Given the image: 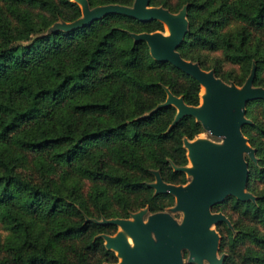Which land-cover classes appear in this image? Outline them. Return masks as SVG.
Returning <instances> with one entry per match:
<instances>
[{"label": "trees", "instance_id": "obj_1", "mask_svg": "<svg viewBox=\"0 0 264 264\" xmlns=\"http://www.w3.org/2000/svg\"><path fill=\"white\" fill-rule=\"evenodd\" d=\"M148 1L171 12L187 5L188 28L177 48L182 57L190 58L194 48L219 50L225 60L248 73L254 61L253 85L264 87L263 49L259 42H251L246 29L261 28L264 35V0H179L176 5L170 0ZM0 2V226L5 230L0 264L117 262L113 250L96 235L113 232L116 225L92 217H128L141 207L155 212L174 204L172 193L155 192L149 184L155 179L152 169L166 182L185 183V172L174 168L187 163L183 139H192L204 127L190 114L172 124L176 107L157 105L166 99V88L185 103L200 105V83L172 63L155 59L147 42L131 35L162 30L158 19L141 21L111 12L70 30L47 32L57 20L78 18L80 5L74 0ZM132 2L88 0L90 6ZM230 20L245 24L226 29ZM197 62L203 69L210 67L202 59ZM213 68L225 81L220 67ZM252 104L261 106L262 119L250 115ZM245 115L251 122L241 130L258 156L257 162L245 157L246 190L254 199L228 195L212 210L228 203L264 229V185L254 186L256 179L264 183V141L254 142L248 129L264 140V99L249 100ZM9 145L41 155L39 180L18 170L19 155ZM57 164L70 168L63 169L59 181L48 176V168ZM73 176L113 186L121 211L106 213L105 189L96 184L86 200L78 192L77 180L66 181ZM131 194L138 197L133 201ZM88 201L96 212L87 207ZM233 225L235 233L224 221L216 224L220 249L227 248L222 264H264V231L254 225ZM75 239L84 242L82 249L70 245L68 252L60 245L61 240ZM241 242L249 244L239 251ZM98 248L103 258L92 263L88 250Z\"/></svg>", "mask_w": 264, "mask_h": 264}, {"label": "water", "instance_id": "obj_2", "mask_svg": "<svg viewBox=\"0 0 264 264\" xmlns=\"http://www.w3.org/2000/svg\"><path fill=\"white\" fill-rule=\"evenodd\" d=\"M82 15L63 22V30H70L107 13L115 12L132 16L141 21L158 19L169 24L171 34L165 36L161 31L132 32L135 40L147 42L151 55L159 61H168L182 71L196 78L200 85L206 84L207 93L204 103L191 105L185 103L181 95L167 90L166 99L157 107L173 104L177 111L172 124L185 114L200 120L204 129L223 138L220 144L202 140L183 139L185 147H191L194 167L174 166L186 171L191 179L186 184H175L162 179L158 170H154L155 181L149 184L155 192H170L175 202L172 210H183L181 222L168 210L144 214L148 210L140 209L132 213L134 220L123 217L104 218L99 223L121 224L132 235L134 244L127 243L120 232L115 235L103 234L107 248H117L122 260L107 264H184L182 249L189 251L188 262L204 264H222L224 254L216 255L218 234L210 226L219 221H228L222 212L211 210L215 203L232 195L237 199H254L246 190L248 166L244 153L255 161L254 148L251 147L241 130L249 123L245 116L246 104L256 98L264 99V87L253 85L255 64L241 86L227 83L216 76L213 70L203 69L197 62L181 56L178 46L188 28L187 5L177 12H171L162 6L149 5L148 0H134L132 5L105 3L90 6L88 0H77ZM189 154V153H188Z\"/></svg>", "mask_w": 264, "mask_h": 264}, {"label": "rangeland", "instance_id": "obj_3", "mask_svg": "<svg viewBox=\"0 0 264 264\" xmlns=\"http://www.w3.org/2000/svg\"><path fill=\"white\" fill-rule=\"evenodd\" d=\"M77 2V0H74ZM134 1V0H133ZM179 0H170V2L173 5H176L177 2ZM78 3V2H77ZM133 3V2H132ZM79 4V3H78ZM120 4V3H119ZM2 5V3L0 2V6ZM80 5V4H79ZM81 7V6H80ZM81 15H82V11H81ZM63 22H68L66 20H57L55 22H53L48 28H47V32L53 31V30H57V29H62L61 24ZM163 24V29L162 30H154V31H161V33L165 36L169 35L172 32V28L170 27L169 24H166L165 22L161 21ZM244 22L243 21H239V20H230V22L227 24L226 29H234L236 28V30L238 28H240L241 26H244ZM169 26V27H168ZM246 29L250 30V36H251V42H259L261 48L263 49V56H264V35L262 33V29L261 28H253L250 26H246ZM63 30V29H62ZM190 54H192V56H190V58H187L188 60L197 62V60H203V63L205 65H209L210 67H208V69L205 70H213V65L217 64L220 67L219 72L224 75V77H226L225 82L227 81V83H234L237 86H241L245 79L248 76V71L245 72V70L242 68L241 65L237 64V63H232L228 60H225L224 57L222 56L221 52L219 50H215V51H211L210 49H206V48H194L192 52H190ZM197 60H196V59ZM199 63V62H197ZM255 64L254 61H252V65ZM251 65V67H252ZM215 73V71H214ZM220 77V76H218ZM221 78V77H220ZM260 80L262 82V84H264V67L262 68V71L260 72ZM241 82V84L237 83V82ZM260 84V85H262ZM203 85H200V88L202 89ZM263 87V86H262ZM200 92H199V104L201 105L202 102L204 101V97L203 100L201 99ZM201 100V101H200ZM246 113V112H245ZM250 115L254 116L257 119H262V108L259 104H252L251 108H250ZM246 116V115H245ZM247 117V116H246ZM249 118V116L247 117ZM250 119V118H249ZM251 122V119H250ZM249 122V123H250ZM250 129V133L252 135V137L254 138V142H258V140L260 141H264L262 137H259L258 135H256L255 131L252 128H248ZM244 134V133H243ZM247 143L251 146V142L248 141V135L244 134ZM206 140L212 143H217L220 144L223 142V138L220 136H216L212 133H210L207 130H203L201 132H199L198 134H196L192 139H189L191 141L194 140ZM254 148V146H251ZM186 148V155H187V163L185 164V166H189V167H194V164L192 162V160L189 157V151H190V147H185ZM9 149L10 151H12L13 153L19 155V164H18V170H20L23 174L33 178L34 180H39V175H40V167H39V158L41 155H36L35 153H31L28 152L24 149L15 147L13 145H9ZM245 157L248 155L246 153H244ZM254 156H255V161L253 162H257L258 160V156L255 152L254 149ZM151 162L148 161V164H150ZM174 166V165H173ZM66 166L64 165H54V167L48 168L51 169L50 173L48 176L54 177L56 178V180H60V176L63 172V169ZM68 169V167H66ZM154 170L157 169H152V172L154 173ZM186 174V178L187 181L183 184H186L190 179H191V175L188 174L185 171ZM77 180V181H75ZM67 182H71V181H75L76 184L78 185V192L81 194V196H83L86 200L89 199L88 193L89 191L92 189V187L96 184L97 186H102L105 189V195L103 196V199L106 202V213L108 214H116L119 213L121 211L120 209V204L118 202L115 201V197H114V192H115V188L105 182L102 181H95L92 180L90 178L87 177H81V178H76V177H71L68 178L66 180ZM155 181L151 180V182ZM150 183V182H149ZM264 185V183L260 180V179H256L254 181V186L256 189L261 188ZM141 195L139 194V197ZM138 197V195L135 194H131L129 196V198H131L133 201ZM222 202V201H220ZM215 203V204H219ZM214 205V204H213ZM212 205V206H213ZM173 205L167 207L165 210H168L172 216L177 220V222H181V220L183 219L184 216V211L183 210H172L170 209ZM212 206H211V210H212ZM87 207L93 211H95V207L92 206V204L88 201L87 202ZM147 207H141L139 209H137L136 211L140 210V209H146ZM216 209L215 212H222L226 218H227V222L224 221L226 223V225L232 229V231L235 233L236 232V228L234 227V222L236 223V225H254L256 226L258 229H260L261 231H264V229L262 228V226L256 222L251 220L250 218L243 216L240 211L238 209H235L233 207H231L228 203H225L223 205H218L215 208ZM136 211H132L128 217H123V218H130L131 220H134V217H132V213L136 212ZM213 211V210H212ZM151 212H149L148 210L145 212L144 214V218H145V222H147L146 218L148 216V214H150ZM113 217H119V216H110V217H105V215L101 216L100 218L97 217H92L94 219V221L98 222V220H102L104 218H113ZM90 218L89 216L86 215V219ZM217 224V223H216ZM216 224H212L210 226V229L214 230L217 234H218V248L216 251V255L219 257L221 254H224L225 256V252H227V248L225 247L224 249H220V240H221V233L219 232V230H217L216 228ZM116 225V229L113 232H100L97 233L96 235H100L102 236L103 234H109V235H115L117 232H120L126 239L127 243L133 245L134 241L132 236L128 233V230L126 228H124L122 225ZM109 230L111 231V228H109ZM5 233V230L0 226V237H2ZM124 233V234H123ZM103 238V244L105 246V238L102 236ZM83 241L79 240V239H75L73 241V243L70 242V240H61L60 241V245L65 247L66 249L68 248V252L70 251L69 246L70 245H76L77 247H79L80 249L83 248ZM249 243L248 242H241L238 244V250L242 251L245 246H247ZM106 247V246H105ZM107 248V247H106ZM113 250L115 257L117 258V262L119 260H122V258L119 256V253L113 249V248H108ZM182 254H183V262H188V255H189V251L185 248L182 249ZM88 256L89 259L92 260V263H95L98 259H102L103 258V253L101 252V250L98 248L96 249L94 252H91L90 250H88ZM238 258V256H236ZM235 257V258H236ZM236 258V259H237ZM107 263H115V262H105ZM204 264H208V262L206 260H204Z\"/></svg>", "mask_w": 264, "mask_h": 264}, {"label": "bare ground", "instance_id": "obj_4", "mask_svg": "<svg viewBox=\"0 0 264 264\" xmlns=\"http://www.w3.org/2000/svg\"><path fill=\"white\" fill-rule=\"evenodd\" d=\"M169 27V26H168ZM171 27V26H170ZM171 34V33H170ZM201 85H203L202 86V89H201V94L200 95H202L201 96V99L203 100V97L205 96V94L207 93V89H208V87L206 86V84H204V83H201ZM204 103V101L202 102V104ZM190 149V151H189V157H190V159L192 160V158H191V147L189 148ZM193 162V161H192ZM119 225H121V224H119ZM128 233L131 235V233L128 231ZM124 234V233H123ZM123 236V235H122ZM132 236V235H131ZM124 237V236H123ZM125 238V237H124ZM133 238V237H132ZM118 253H119V250L117 249V248H114ZM121 258H122V256L121 255H119Z\"/></svg>", "mask_w": 264, "mask_h": 264}]
</instances>
